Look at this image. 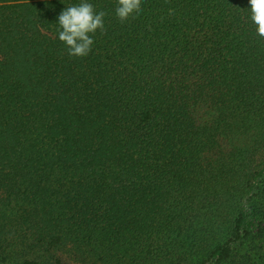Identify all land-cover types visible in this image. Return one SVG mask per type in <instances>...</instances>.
Here are the masks:
<instances>
[{
    "label": "trees",
    "instance_id": "trees-1",
    "mask_svg": "<svg viewBox=\"0 0 264 264\" xmlns=\"http://www.w3.org/2000/svg\"><path fill=\"white\" fill-rule=\"evenodd\" d=\"M0 0V264H264V38L249 0ZM169 9H173L169 15Z\"/></svg>",
    "mask_w": 264,
    "mask_h": 264
},
{
    "label": "clouds",
    "instance_id": "clouds-1",
    "mask_svg": "<svg viewBox=\"0 0 264 264\" xmlns=\"http://www.w3.org/2000/svg\"><path fill=\"white\" fill-rule=\"evenodd\" d=\"M251 20L257 26V35L264 38V0H249ZM142 11V0H118L115 15L121 23L130 17L135 18ZM173 9H169L172 15ZM106 12H97L88 0L67 6L58 17V38L67 48L70 56H87L94 44L93 36L97 30L106 31L104 17Z\"/></svg>",
    "mask_w": 264,
    "mask_h": 264
}]
</instances>
